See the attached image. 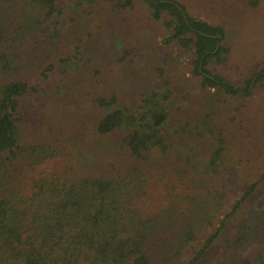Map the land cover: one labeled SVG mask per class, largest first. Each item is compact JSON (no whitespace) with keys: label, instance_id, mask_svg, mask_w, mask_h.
<instances>
[{"label":"trees","instance_id":"16d2710c","mask_svg":"<svg viewBox=\"0 0 264 264\" xmlns=\"http://www.w3.org/2000/svg\"><path fill=\"white\" fill-rule=\"evenodd\" d=\"M109 1L119 14L136 6V0ZM138 1L168 30L165 45L192 57L191 74L209 94L208 116L229 109L243 124L249 101L264 89V52L251 58L241 87L211 67L232 54L228 45L242 29L264 30V11L249 16L264 0ZM61 14L60 0H0V264H203L210 253L209 264H264V199L257 200L264 175L227 210L225 201L237 194L226 186L197 191L189 160L147 166L152 153L163 156L172 147L170 91L143 95L133 114L116 96L96 101L111 110L96 121L95 134L123 135V167L98 158L87 171H76L75 148L85 146L78 132L63 141L22 138L41 124L27 100L61 59ZM127 27L109 24L112 33ZM165 64L158 68L162 78ZM225 152L219 136L205 177L217 175Z\"/></svg>","mask_w":264,"mask_h":264},{"label":"rangeland","instance_id":"374dc122","mask_svg":"<svg viewBox=\"0 0 264 264\" xmlns=\"http://www.w3.org/2000/svg\"><path fill=\"white\" fill-rule=\"evenodd\" d=\"M60 2L62 14L57 21L63 62L60 64L59 60L46 84L39 85V93L28 98L31 115L39 118L41 124L32 134L23 131L22 138L63 141L78 132L81 135L78 139L85 146L81 152L75 148L78 161L72 164L76 171H87V166L91 167L98 158L123 167L127 160L119 139L123 135L102 139L95 134L96 121L111 110L102 109L96 101L116 96L120 107L135 113L143 95L150 92L166 95L170 91L167 105L174 135L172 147L163 156L152 153L145 161L149 163L147 166L179 157L189 160L198 181L197 191L226 186L230 195L237 194L225 201L224 206L230 210L243 190L264 175V89H259L249 101L251 109L243 124L233 121L229 109L217 117H209L211 111L206 105L209 94L191 74L192 57L165 45L168 30L163 22L152 20L150 11L140 1L136 0L134 9L120 14L113 10L109 0ZM263 11L264 5L249 16ZM112 21L124 22L131 28L127 27L122 34L118 30L112 33L109 30ZM228 46L232 47V54L222 65L212 64L211 68L241 87L251 58L261 57L264 52V30L248 26L234 35L232 46ZM123 57H127L125 62L119 60ZM163 59L164 78L158 72ZM176 129L183 131L175 133ZM219 136L226 142L224 159L216 169L217 175L205 177ZM262 196L264 183L259 186L257 200L264 199ZM242 215L231 219L228 232L234 230ZM212 258L210 253L203 264H209Z\"/></svg>","mask_w":264,"mask_h":264}]
</instances>
